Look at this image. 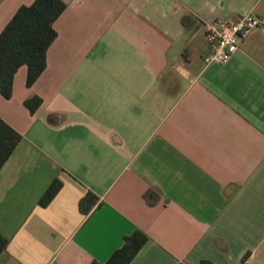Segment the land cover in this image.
Here are the masks:
<instances>
[{
  "label": "crops",
  "instance_id": "1",
  "mask_svg": "<svg viewBox=\"0 0 264 264\" xmlns=\"http://www.w3.org/2000/svg\"><path fill=\"white\" fill-rule=\"evenodd\" d=\"M32 1L0 0V31ZM63 1L43 72L27 87L21 65L0 94L21 135L0 168V264H103L136 229L129 264H264V33L224 64L204 63L203 36L264 20V0Z\"/></svg>",
  "mask_w": 264,
  "mask_h": 264
},
{
  "label": "trees",
  "instance_id": "2",
  "mask_svg": "<svg viewBox=\"0 0 264 264\" xmlns=\"http://www.w3.org/2000/svg\"><path fill=\"white\" fill-rule=\"evenodd\" d=\"M66 8L63 0H33L20 5L0 31V94L12 96L14 73L26 65L27 87L31 86L46 67V52L57 36L54 21ZM24 106L34 113L42 103L38 95L24 100ZM21 135L0 118V168L20 141ZM62 183L54 179L40 196L38 204L46 206L61 188ZM98 197L88 191L78 201V209L88 214L97 206ZM147 236L136 229L123 238L122 245L114 250L103 264H129L146 242ZM8 238L0 234V254L6 249ZM247 253L242 258H247ZM183 264V263H180ZM198 264H214L211 259H201Z\"/></svg>",
  "mask_w": 264,
  "mask_h": 264
},
{
  "label": "built area",
  "instance_id": "3",
  "mask_svg": "<svg viewBox=\"0 0 264 264\" xmlns=\"http://www.w3.org/2000/svg\"><path fill=\"white\" fill-rule=\"evenodd\" d=\"M264 33V20L254 14L236 19H217L204 24L203 36L207 44L205 64H224L239 49L252 32Z\"/></svg>",
  "mask_w": 264,
  "mask_h": 264
}]
</instances>
